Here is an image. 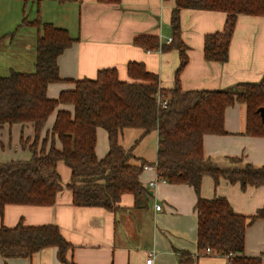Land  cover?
<instances>
[{
  "label": "crops",
  "instance_id": "0c3cea01",
  "mask_svg": "<svg viewBox=\"0 0 264 264\" xmlns=\"http://www.w3.org/2000/svg\"><path fill=\"white\" fill-rule=\"evenodd\" d=\"M29 5L30 14L25 16ZM174 7L175 0H122L120 3L0 0V33L6 35L3 42L9 41V36H16L19 30H24L23 36H28L26 49L29 57H22V63L17 61L18 66L15 63L8 71H35L39 31L22 23L25 17L32 20L39 14L43 21L67 29L74 38L58 57L59 72L65 81L49 84V97L57 98L61 91L75 87L74 80L93 78L105 68H116L121 80L131 81L128 64L133 61L144 63L149 71L158 74L160 86L172 88L180 63L178 50H151L135 44L134 40L140 35L154 34L161 42H166L172 37ZM6 8L13 12L10 16H3ZM226 19L227 13L223 11L181 10L182 38L188 46L189 57L180 73L183 90L221 89L243 82H259L264 77V16H238L225 63L205 58V36L222 31ZM10 40L13 43L14 38ZM1 45L0 54L6 51ZM24 61L28 63L25 65ZM60 109L73 112L74 107L67 104L57 107L41 133L40 143L52 129ZM246 125V105L236 102L228 107L225 113L227 133L206 134L203 138L205 158L221 168L246 164L264 166V136L247 134ZM34 138L32 122L0 125V163L29 160L32 157L29 146ZM120 142L126 149L133 147V163L140 164L142 160L148 165L155 163L158 150L156 130L143 134L140 128H125ZM56 146H62L58 138ZM49 147L50 141L47 149ZM109 149L108 132L98 127L95 147L98 158L105 157ZM59 172L64 188L53 205L8 204L0 224L13 227L22 220L26 225H57L73 246L68 258L76 264H148L147 258L153 250L156 258L151 264H228L224 255L199 251L196 209L199 195L192 185L161 182L151 188L149 183L157 177V172L144 169L140 180L149 191L146 204L138 207L135 196L125 194L119 207L109 210L103 206L75 205L67 187L71 170L61 162ZM200 195L205 198L224 196L237 213L245 215H253L264 207V186L243 187L239 182L231 183L223 177L216 182L211 175H205ZM156 205H161V209ZM182 253L188 254L185 256L187 261L182 260ZM244 253L246 256H261L264 264V219H257L247 228ZM0 264L68 263L61 262L57 247L51 246L31 257L5 258L0 254Z\"/></svg>",
  "mask_w": 264,
  "mask_h": 264
},
{
  "label": "trees",
  "instance_id": "16d2710c",
  "mask_svg": "<svg viewBox=\"0 0 264 264\" xmlns=\"http://www.w3.org/2000/svg\"><path fill=\"white\" fill-rule=\"evenodd\" d=\"M183 8L227 13L224 29L207 34L204 41L205 58L219 63L228 60L238 16H264V0H175L170 43L161 42L154 34L140 35L134 40L151 50H178L180 63L174 87L160 86L158 74L149 71L144 63L133 61L128 64L131 81L121 80L116 68H105L93 78L74 80L75 87L61 91L57 98L49 97L47 89L51 83L65 81L59 72L58 57L74 38L67 29L43 21L39 14L32 20L24 18L22 24L39 31L35 71L11 69L8 75L0 74V125L32 122L35 138L29 146L32 151L29 160L0 163V218L8 204L53 205L64 188L59 172L61 162L71 170L67 187L75 205L116 209L125 194L135 196L136 206L145 205L149 191L140 175L148 162L133 163V147L126 149L120 137L125 128H140L143 134L156 130L158 173L167 182L192 185L199 195L196 203L199 251L211 247L220 255L232 252L233 264H263L261 256H246L244 252L247 228L257 219H264V207L253 215L240 214L226 197L205 198L200 190L205 175H211L216 182L223 177L243 187L264 186V166L221 168L205 158L203 147L206 134L227 133L225 113L236 102L247 107L245 132L264 136L260 111L264 107V77L259 82L221 89L183 90L180 73L189 60L188 46L182 38ZM5 38L0 33V45ZM160 93L168 99L165 107L158 102ZM61 104L72 105L73 112L58 110L52 129L40 143L50 115ZM98 127L105 128L109 135L110 149L102 159L95 150ZM57 138L61 148L56 146ZM51 246L57 247L61 262L76 264L68 258L73 246L57 225H26L22 220L13 227L0 224V254L5 258L31 257ZM182 254V260L187 261L188 254Z\"/></svg>",
  "mask_w": 264,
  "mask_h": 264
},
{
  "label": "rangeland",
  "instance_id": "374dc122",
  "mask_svg": "<svg viewBox=\"0 0 264 264\" xmlns=\"http://www.w3.org/2000/svg\"><path fill=\"white\" fill-rule=\"evenodd\" d=\"M15 8V6H14ZM31 8V6L29 5L28 8L25 9V16H28V13L29 12V9ZM14 10V9H13ZM15 12V10H14ZM11 13H13L12 11H10V8H6L5 10H3V16L5 14H9V16L11 15ZM33 15L31 14V19L33 18L32 17ZM24 30L20 31V33L16 34V36H9V41H11L10 39H13L14 38V41L13 43H10L9 41L7 42H3V44L1 45V48L3 47H6V51L2 52L0 54V74L1 75H8L9 74V71L8 69L14 65L17 61H19L20 63H22V57H29V53L27 51V45H26V41L28 39V36L25 34L23 36L22 32ZM18 51V52H16ZM23 51V52H22ZM16 59V60H15ZM19 59V60H18ZM25 65L26 61L23 62ZM25 65H22V66H25ZM15 66H18V64L16 63ZM155 164V163H153Z\"/></svg>",
  "mask_w": 264,
  "mask_h": 264
},
{
  "label": "built area",
  "instance_id": "2783aa9c",
  "mask_svg": "<svg viewBox=\"0 0 264 264\" xmlns=\"http://www.w3.org/2000/svg\"><path fill=\"white\" fill-rule=\"evenodd\" d=\"M171 41H172V37H169V38L166 40L167 43H170ZM158 102H159V104H160L161 106L165 107V106L167 105V103H168V99H167L166 97H163V96L161 95V93H160L159 96H158ZM144 169H155L156 172H157V177L149 183V186H150L151 188H156V187L158 186V184L161 183V182H167V180H166L164 177H162V176L158 173V171H157V166H156L155 164H153V165H148V164H147V165L144 166ZM156 208H157V209H161V205H156ZM205 252H206L207 254H216V252H215L211 247H207V248L205 249ZM222 255H224V256L227 257V259H228V264H233L232 259H233V257H234V254H233L232 252H230V253H228V254H222ZM155 258H156V253H155V251L153 250V251H151V252L149 253V257L147 258V263H148V264L153 263V262L155 261Z\"/></svg>",
  "mask_w": 264,
  "mask_h": 264
},
{
  "label": "water",
  "instance_id": "95a60500",
  "mask_svg": "<svg viewBox=\"0 0 264 264\" xmlns=\"http://www.w3.org/2000/svg\"><path fill=\"white\" fill-rule=\"evenodd\" d=\"M260 111H261V114H262V116H263V118H264V107H261V108H260Z\"/></svg>",
  "mask_w": 264,
  "mask_h": 264
}]
</instances>
